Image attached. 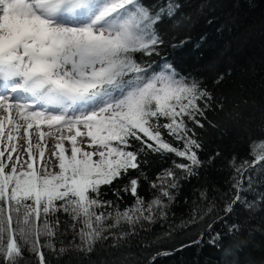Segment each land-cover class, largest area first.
Wrapping results in <instances>:
<instances>
[{
    "label": "snow or ice",
    "instance_id": "obj_1",
    "mask_svg": "<svg viewBox=\"0 0 264 264\" xmlns=\"http://www.w3.org/2000/svg\"><path fill=\"white\" fill-rule=\"evenodd\" d=\"M181 7L176 0L159 7L148 0H0V264H23L25 250L35 264H48L45 249L63 253L55 246L59 213L73 221L75 248L91 253L122 223L134 232L137 224L167 219L179 181L199 175L205 162L196 129L205 127L208 110L224 104L171 61L157 62L166 43L162 24ZM227 115L237 124L242 119L237 110ZM150 153L178 161L149 180L142 165ZM250 155L227 162L222 206L204 188L197 198L203 206L193 200L188 219L173 226L208 217L206 233L191 243L207 234L219 249L228 239L226 256L247 246L236 239L240 224L224 232L214 225L227 223L237 205H264V144ZM141 177L159 193L148 202L139 194ZM123 178L113 194L127 193L134 203L121 211L101 190ZM246 192L259 194L249 200ZM110 208L114 214L104 211Z\"/></svg>",
    "mask_w": 264,
    "mask_h": 264
},
{
    "label": "trees",
    "instance_id": "obj_2",
    "mask_svg": "<svg viewBox=\"0 0 264 264\" xmlns=\"http://www.w3.org/2000/svg\"><path fill=\"white\" fill-rule=\"evenodd\" d=\"M148 2L153 7H159L165 0ZM176 2L182 7L173 21L163 22L166 43L161 56L156 59L157 62L163 59L171 61L178 72L198 79L213 94L216 102L224 104L223 110H208L205 127L196 129L203 145L199 156L205 163L198 169V176L179 181L180 188L175 191V200L169 205L167 219H157L151 224L144 222L143 227L137 224L134 232L130 226L122 223L120 227L105 232L96 241L91 253H83L75 248L79 239L74 237L69 227L73 221L66 214L59 213L61 225L55 246L57 250L63 247L65 251L59 253L45 249L48 264H146L158 252L173 251L199 239L200 233L206 231L204 223L208 217L205 222L186 228L175 229L173 226L188 219L193 200L203 206L204 202L197 198L204 188L222 206L219 196L227 192L226 181L230 175L227 162L233 156L238 159L251 158L250 149L255 151L257 145L264 144V0ZM209 19L213 23L209 24ZM181 41L182 46H171L180 45ZM221 75L224 79L216 83ZM233 110L242 114L238 124L227 115ZM167 138L176 143L171 137ZM147 160V165H142L144 175L149 180H156L178 158L150 153ZM125 183L127 178L116 181L115 187H103L101 198L112 200L121 211L125 210L133 205L134 198L124 192L120 193V198L113 194L115 188H122ZM259 191L264 192V187ZM139 194L148 202L159 193L151 188L148 180L141 177ZM258 194L245 193L249 200ZM104 211L114 214L115 208ZM220 214L223 215L222 212ZM226 222L215 224L214 230L224 232L228 224H240L242 231L236 239L248 241L247 246L235 251L234 255L224 254V248L229 246L228 239L223 242L224 247L218 249L207 242L208 235L205 234L201 243L156 258L150 264H231L233 260L237 264H264V205L258 204L252 210L237 205ZM170 231L171 235H167ZM121 232L128 234L118 238ZM23 264H35V258L27 250Z\"/></svg>",
    "mask_w": 264,
    "mask_h": 264
},
{
    "label": "water",
    "instance_id": "obj_3",
    "mask_svg": "<svg viewBox=\"0 0 264 264\" xmlns=\"http://www.w3.org/2000/svg\"><path fill=\"white\" fill-rule=\"evenodd\" d=\"M205 233H206V231H205ZM186 245H190V246H187V247H191V246H195V245H197V244H193V243H189V244H186ZM187 247H183V248H181V247H179L178 249H176V250H173V251H165V252H162L161 253V255H159V256H155V259L156 258H159V257H164V256H169V255H172L173 253H176V252H178V251H180V250H183V249H185V248H187ZM163 253H169V254H163ZM155 259H151L150 261H148L146 264H150V263H152Z\"/></svg>",
    "mask_w": 264,
    "mask_h": 264
},
{
    "label": "rangeland",
    "instance_id": "obj_4",
    "mask_svg": "<svg viewBox=\"0 0 264 264\" xmlns=\"http://www.w3.org/2000/svg\"><path fill=\"white\" fill-rule=\"evenodd\" d=\"M78 139H80V138H78ZM260 145H261V144H259V145L256 146L255 151H259V150H260ZM66 146H67V145H66ZM45 155H46V157H47V151H46Z\"/></svg>",
    "mask_w": 264,
    "mask_h": 264
}]
</instances>
